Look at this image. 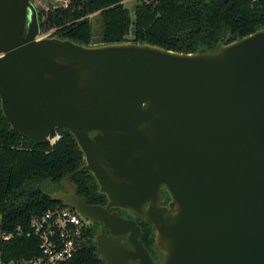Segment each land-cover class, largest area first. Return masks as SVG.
<instances>
[{
	"label": "water",
	"instance_id": "water-1",
	"mask_svg": "<svg viewBox=\"0 0 264 264\" xmlns=\"http://www.w3.org/2000/svg\"><path fill=\"white\" fill-rule=\"evenodd\" d=\"M0 99L29 141L76 140L108 203L88 205L71 175L54 199L103 225L105 264H156L137 220L159 264H264V29L215 53L85 46L43 36L31 0H0Z\"/></svg>",
	"mask_w": 264,
	"mask_h": 264
},
{
	"label": "trees",
	"instance_id": "trees-1",
	"mask_svg": "<svg viewBox=\"0 0 264 264\" xmlns=\"http://www.w3.org/2000/svg\"><path fill=\"white\" fill-rule=\"evenodd\" d=\"M126 0H70L65 7L39 12L41 34L94 46L127 42L133 26L134 43L151 44L177 53L201 49L216 52L221 44L264 29V0H139L135 20ZM98 14L101 37L95 42L90 16ZM60 139L38 145L14 131L5 118L0 99V231L13 233L2 246L5 261L30 260L40 254V241L30 233L34 215L57 205L51 191L71 175L77 192L88 205H105L93 175L80 172L85 159L74 137L63 129L51 133ZM50 190V192H49ZM170 197L165 193V203ZM142 242L150 248L153 229L143 221ZM152 233V234H151ZM97 229L91 226L86 245L65 264H105L97 254Z\"/></svg>",
	"mask_w": 264,
	"mask_h": 264
},
{
	"label": "built area",
	"instance_id": "built-area-1",
	"mask_svg": "<svg viewBox=\"0 0 264 264\" xmlns=\"http://www.w3.org/2000/svg\"><path fill=\"white\" fill-rule=\"evenodd\" d=\"M59 139L60 134L55 133L48 141L54 145ZM91 224L76 209L64 204L34 215L30 222V233L40 241V254L30 260L5 261L2 246L14 235L1 230L0 264H65L86 245Z\"/></svg>",
	"mask_w": 264,
	"mask_h": 264
},
{
	"label": "rangeland",
	"instance_id": "rangeland-1",
	"mask_svg": "<svg viewBox=\"0 0 264 264\" xmlns=\"http://www.w3.org/2000/svg\"><path fill=\"white\" fill-rule=\"evenodd\" d=\"M31 1L33 2L34 6L38 10V12H41V11L46 12V11H49L51 9L65 7L70 2V0H31ZM123 5L129 11L130 17L134 21L135 20V8H136V6L140 5V1L139 0H126L123 2ZM90 20H91L92 27H93L94 41L97 42L100 40V37H101L100 17L98 16V14H94V15L90 16ZM50 33L51 32H48L47 34H44V35L42 34V35L45 37H50L49 36ZM126 40H127V42H124V43H134L133 42V40H134L133 26L132 25L129 29L127 36H126ZM61 188H62L61 186L58 188H55L54 191H51V193L55 196L57 193H60L62 191ZM49 192H50V190H49ZM85 222H86V224L88 223L87 221H85ZM141 225L144 228V232L145 233L149 232V234H150V231L148 230V228L144 227L143 222L141 223ZM154 240H155V238H154ZM154 246H155V241L150 247V250L153 252H155Z\"/></svg>",
	"mask_w": 264,
	"mask_h": 264
},
{
	"label": "flooded vegetation",
	"instance_id": "flooded-vegetation-1",
	"mask_svg": "<svg viewBox=\"0 0 264 264\" xmlns=\"http://www.w3.org/2000/svg\"><path fill=\"white\" fill-rule=\"evenodd\" d=\"M85 164V163H84ZM62 191L61 192H64V193H68L69 191L65 188V186H64V184H63V186H62ZM77 194H78V192H77ZM79 196V195H78ZM107 203H108V201H107ZM107 203L105 204V205H98V206H106L107 205ZM110 212L111 213H114V212H117L122 218H124V219H133L134 218V215H133V213L132 212H130V211H124V210H117V209H111L110 210ZM144 220H137V223H138V225L141 227V223L143 222ZM91 226H95V228L97 229V235H99L101 232H102V230H103V225L102 224H100V223H92L91 224ZM142 228V227H141ZM107 234L108 235H110V232L107 230ZM143 238V237H142ZM142 238H141V241H142ZM123 244H125V245H128L129 247H130V244H129V241H128V237H125V238H123L122 239V241H121ZM145 246V245H144ZM145 248L150 252V255H151V257H152V259H153V261L156 263V264H159V262L162 260V258H163V255L161 254V253H159V252H153V251H151L150 250V248H147L146 246H145Z\"/></svg>",
	"mask_w": 264,
	"mask_h": 264
}]
</instances>
